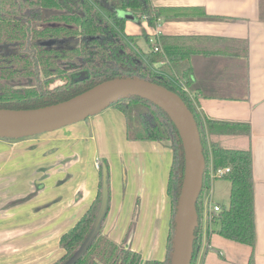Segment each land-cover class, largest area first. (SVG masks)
<instances>
[{"label":"crops","instance_id":"0c3cea01","mask_svg":"<svg viewBox=\"0 0 264 264\" xmlns=\"http://www.w3.org/2000/svg\"><path fill=\"white\" fill-rule=\"evenodd\" d=\"M151 2L181 15L149 26L125 11L131 17H124V32L134 36L132 45L143 52L148 47L137 41L143 39L147 45L146 34L151 41L160 36L178 40L174 43L179 64L190 77L189 97L204 122L219 123L207 132L208 143L250 150L254 259L255 264H264V0ZM34 136L0 137V252L33 249L36 257L44 251L57 255L61 235L71 230L96 197L98 163L106 162L108 201L101 233L140 252L143 260L164 259L173 158L168 141L129 139L124 114L112 106L59 134ZM64 136L69 144L55 143ZM224 180L210 182L205 198L211 194L212 204L228 203L230 184ZM211 211L203 202L194 264H247L251 248L215 233Z\"/></svg>","mask_w":264,"mask_h":264},{"label":"trees","instance_id":"16d2710c","mask_svg":"<svg viewBox=\"0 0 264 264\" xmlns=\"http://www.w3.org/2000/svg\"><path fill=\"white\" fill-rule=\"evenodd\" d=\"M129 11L136 22L155 26L163 18L181 14L154 6L151 0H0V108L34 109L68 100L89 88L118 77H139L176 92L196 121L205 157L203 186L196 203L198 225L194 232L192 264L198 250L203 212V190L210 185V168L229 167L222 177L229 181V200L213 218V231L248 245L247 264H255L256 241L252 155L248 149H227L208 143L215 121L204 122L181 84L189 88L190 77L179 64L178 41L160 36L147 51H138L133 35L124 32ZM161 50L154 51L155 44ZM164 62L160 68L155 64ZM56 80L61 84L50 87ZM110 106L126 119L127 137L132 140L169 141L173 152L167 183L171 216L163 260L143 264H169L174 215L184 173V153L179 133L168 115L157 105L138 96L116 100ZM131 118L134 120L131 121ZM227 131H230L226 129ZM231 131H233L231 129ZM247 131V129H246ZM99 185L90 207L68 232L59 246L64 255L51 264H65L88 237L97 216L102 195L103 169L99 162ZM73 264H142L138 252L119 245L99 230Z\"/></svg>","mask_w":264,"mask_h":264},{"label":"water","instance_id":"95a60500","mask_svg":"<svg viewBox=\"0 0 264 264\" xmlns=\"http://www.w3.org/2000/svg\"><path fill=\"white\" fill-rule=\"evenodd\" d=\"M120 14L131 17L129 12L121 11ZM129 96L142 97L160 107L179 133L184 153V173L174 215L169 264H192L194 232L198 225L196 203L203 186L205 157L194 116L176 92L139 77L109 79L53 105L34 109L0 108V137L19 138L51 132L84 120L108 108L116 100ZM107 201L108 174L104 168L100 206L92 229L80 249L65 264H73L100 230Z\"/></svg>","mask_w":264,"mask_h":264},{"label":"rangeland","instance_id":"374dc122","mask_svg":"<svg viewBox=\"0 0 264 264\" xmlns=\"http://www.w3.org/2000/svg\"><path fill=\"white\" fill-rule=\"evenodd\" d=\"M137 42H138L139 46H141L143 48H147L148 47V44L146 45V42L144 44V40L143 39H141V40L138 39ZM60 83H61V81H56V82H54V85L55 84H60ZM133 120L134 119L131 118V121H133ZM67 127H69V125L60 128L61 130L57 129V130H54L52 132H43V133H40V134H36V136H34V137H44V138H46V137H48V135H56V134L61 133V131L63 132L65 129H67ZM66 138L67 137H65L64 139L63 138L56 139L55 143L59 144L61 141H63V142L67 141V143L69 144L70 141L68 139H66ZM224 181H226V180H224ZM207 191H208V188L206 190L204 189L203 192H202V194L204 195L203 196L204 197L203 201L205 199ZM213 200L215 202H216V200H218L216 192L213 195ZM31 244H33V243H31ZM12 250L13 249L11 248V249L8 250V252H2V251L0 252V264H51L52 262H55L56 260L61 258L64 255V253H65V251L63 249L62 250L60 249V252L57 255H52V254L50 255V251H44V253L41 254L40 257H36V256H34L33 249H31L30 251H24V253L22 252V250H17V251H12ZM10 251H12V252H10ZM30 255H31V258H30Z\"/></svg>","mask_w":264,"mask_h":264},{"label":"built area","instance_id":"2783aa9c","mask_svg":"<svg viewBox=\"0 0 264 264\" xmlns=\"http://www.w3.org/2000/svg\"><path fill=\"white\" fill-rule=\"evenodd\" d=\"M154 42V41H153ZM154 51H159L161 50V46L158 44H155L153 47ZM182 88L188 93L189 95V91L188 88L185 87L183 84H181ZM229 167H223V168H218L216 170L212 169V167L210 168L209 171V176H210V182L215 179V178H222L228 171H229ZM204 204L207 205V207L212 210L209 216V219L212 220L213 215L212 213H216L219 211L220 206L216 205V204H212L211 202V194H208L207 197L204 199Z\"/></svg>","mask_w":264,"mask_h":264},{"label":"flooded vegetation","instance_id":"af4514ba","mask_svg":"<svg viewBox=\"0 0 264 264\" xmlns=\"http://www.w3.org/2000/svg\"><path fill=\"white\" fill-rule=\"evenodd\" d=\"M56 81H61V80H56ZM56 81H54V82H56ZM54 82L52 83V84H50V87H54V86H56V85H59V84H55L54 85ZM63 81H61V83H62ZM60 83V84H61ZM109 238V237H108ZM110 239V238H109ZM110 240H112V239H110ZM113 241V240H112ZM113 242H115V241H113ZM116 243V242H115ZM117 244H119V243H117ZM119 245H123V244H119ZM124 246H126V245H124ZM129 247V246H128ZM130 248V247H129ZM131 249V248H130ZM132 250V249H131ZM134 251V250H133ZM135 252H137V251H135ZM139 254H140V252H138ZM140 256H141V254H140ZM146 260H157V259H146ZM146 260H143L142 259V256H141V263L143 264V262L144 261H146Z\"/></svg>","mask_w":264,"mask_h":264}]
</instances>
